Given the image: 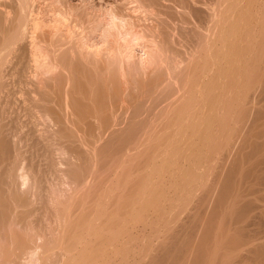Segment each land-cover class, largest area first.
<instances>
[{
    "label": "bare ground",
    "instance_id": "6f19581e",
    "mask_svg": "<svg viewBox=\"0 0 264 264\" xmlns=\"http://www.w3.org/2000/svg\"><path fill=\"white\" fill-rule=\"evenodd\" d=\"M247 126L264 130V0H0V264H112L172 188L188 199L147 264H264Z\"/></svg>",
    "mask_w": 264,
    "mask_h": 264
},
{
    "label": "rangeland",
    "instance_id": "374dc122",
    "mask_svg": "<svg viewBox=\"0 0 264 264\" xmlns=\"http://www.w3.org/2000/svg\"><path fill=\"white\" fill-rule=\"evenodd\" d=\"M241 67H243V68L245 67V68H246L247 66H241ZM241 67H240L239 69H241L242 71H244V69H242ZM246 69H249V68L247 67ZM236 70L239 71V70L236 68V69L233 70V73H234ZM237 71H236V73H234V74H235L234 78H236V80H234V81H237V86H239V87H238V90H240V88H242V87H240L241 85L243 86V84H244V85L247 84V81H246L245 83H244V82H243V83H240V81L242 82L243 80H244V81L247 80V79H246V76H245L244 74H246V73H247L246 71H248V70H245V73L242 72V71H239V72H237ZM240 73H241V74H240ZM248 73H249V71H248ZM248 73H247V76H249ZM239 74H240V75H239ZM241 75L245 76V78H244L243 76L241 77ZM236 76H237V77H236ZM238 76H239L240 78H242L243 80H240V78L237 80ZM248 78H249V77H248ZM239 80H240V81H239ZM248 80H249V79H248ZM248 82H249V81H248ZM238 83H239V84H238ZM245 86H246V85H245ZM245 86H244V87H245ZM246 87H247V86H246ZM14 95H20V93H19V94H16V93H15ZM218 125H219L218 123L215 124V127H213L212 130L210 131V132H212V133H211V135H212V139H213V136H214V134H213V129H214V131H215V129L217 130V131L215 132L216 134H217V133L219 132V130H220V132H221V134H220V132H219L220 136H221L222 133L224 132V128H223V130H222V127H221V126H218ZM217 126H218L219 128H218ZM232 126H233V125H232ZM247 127H249V128L247 129ZM247 127L244 129V134H243V136H245V137H242V136H241L242 139L244 138L243 141H244L246 138H247V139H246L244 142L242 141L241 137L239 138V139H241V140H240L241 142L239 141V139H237V141H236L237 144L235 143V144H236L235 146H237L236 149H237V148H238V149H241V148H239V147H241V146H242V149H243V146H244V147L247 146L246 151L250 150V148L248 147V146L250 145L249 143L252 144V141L256 138V135H257L258 133H261V135H263L262 133L264 132V130L262 129V127H259V128H260V130H262L263 132H262V131H258L259 128H256V126H255V128L257 129L258 132L253 130V129H255V128H253V127L250 128L251 126H247ZM249 129H250V132L254 131V133L252 132L253 134H252V133L250 134V133H249ZM256 129H255V130H256ZM221 130H222V131H221ZM246 130H248V133H249V134H248V133L246 134V132H247ZM245 131H246V132H245ZM210 132H209L207 135H205L206 133H204V135L209 137ZM255 132H257V134L254 136ZM219 134H217V136H218ZM211 135H210V136H211ZM248 135L251 136V137H249ZM252 135H253V138H252ZM220 136H218V137H220ZM214 137H215V136H214ZM215 138H217V137H215ZM251 138H252V140H251ZM208 140H209V139H208ZM247 140L249 141V143L247 142ZM238 141H239V142H238ZM208 142H209V141H206V143H208ZM242 142H243L244 144H241ZM253 142H254V141H253ZM206 143L204 144L205 146H207ZM245 143L248 144V145H246ZM238 144H239V146H238ZM240 145H241V146H240ZM245 145H246V146H245ZM205 146H204V147H205ZM235 146H234V147H235ZM248 148H249V149H248ZM236 149H235V152L238 151V149H237V150H236ZM242 149H241V150H242ZM205 150H206V147L204 148V151H205ZM239 151H240V150H239ZM219 156H220V155H218V157H219ZM177 184H178V183H177ZM174 189H175V188H172V190H171V189H168L171 193L173 192L172 194L169 193L168 190H167V193H168V194H167V193H166L167 195L165 194L166 197H168V196H170V197L173 196L174 198L171 197V198H173V199H171L170 197H168L169 199H167L166 197H164V199H163L164 202L161 201V205H162L163 203H164V204H167L166 206L163 204V205H164V208H163V207L160 208L161 206L159 205L158 207H159L160 210L158 209V207H155V208L158 209V211H157V209H155L154 206H153V207H152V206H149V207H148V210H149L148 212H149V213H146V216L143 215V217H145V218H143V222H144V223L140 222L141 225H140V223L134 225L135 223L130 222L131 220L129 221L130 223H132V224H127V226H129V229H130V230H129V233L132 232V234H134V232H135L136 230H138V231H136V233H135V235H134V236L136 237V240H135L136 242L134 241V244H135V245H134V244H133V240L131 241V239H130V240L128 241V242H129V243H128L127 240L124 239V243L126 244V246L129 244V247H126V249L129 248L131 251H135V252H134L133 254H131L132 252L130 251V252H131V253H130V252L127 250V251L129 252V253H128V252H125V254H126L127 256L124 255L123 258H121V256H122L124 253L122 254V252H120V253H121V256H120L119 253H118V251H116V252L118 253V256H117V253H115L114 255L112 254V256H111L112 259L114 260V262H113V260L110 259V260L112 261V262H111L112 264H114V263H115V264H116V263H117V264H122L125 260L128 261L129 264H131L132 262H133L132 264H147V263H150L149 261L152 260V258H153L152 255H155V253H157V252H156V251L158 250L157 248H158V247L162 248V245H165V244L168 243V240L171 239V236H172V233H173V232L171 231L172 229H170V228H169V230L167 229V226H166L167 224H166V223H165L166 225L163 224V223H164L163 219L168 218V217H170L169 215H172V214H173V213L171 214V212L174 210V205H176L175 203L178 202V203H181V204H182V202H185V201L188 199V196H187V195H189V194L186 193V192H182V193H181L180 191H177V192H176L175 190H176V189L179 190V188H176L175 190H174ZM174 191H175V192H174ZM179 192L181 193V195H182L181 197H182V198L180 197ZM176 193H178V194H176ZM173 194H174V195H173ZM175 195H176V196L179 195V196H177V197H180V198H176ZM183 195H184V196H187V197H184ZM186 198H187V199H186ZM165 199H166V200H165ZM175 199H176V200H175ZM181 199H182V200H181ZM184 199H186V200H184ZM173 200H174V202H173ZM180 200H181V201H180ZM183 200H184V201H183ZM165 201H166L167 203H166ZM171 201L173 202L174 205H173V204L170 205V203H172ZM175 201H176V202H175ZM168 202H169V203H168ZM168 204H169V206H168ZM181 204H177V205H178V208H179V206H180ZM170 206H171V207H170ZM172 206H173V208H172ZM144 207H145V206H144ZM150 207H151V208H150ZM168 207H170V208H168ZM188 207H189V206H188ZM190 207H191V205H190ZM145 208H146V207H145ZM165 208H167V209H165ZM162 209H163V210H162ZM164 209H165V210H164ZM169 209L171 210V212H170ZM143 210H144V209H143ZM146 210H147V209H146ZM146 210H145V211H146ZM166 210H167V211H166ZM164 211H165V212H164ZM188 211H189V210H187V211H185V212H183V213L181 212L180 214L182 215L183 218H182L181 216L178 215V216H179V219H178V221H177V219H176V221H175L176 223L172 222V227H173L174 224H175L174 226H177V224H180L179 222H183L184 218H187V217H185V216H187ZM150 212H151L152 214H151ZM153 212H154V213H153ZM159 212H160L161 214H160ZM162 212H163V213H162ZM169 212H170V214L167 215V213H169ZM173 212H174V211H173ZM155 213H157V214H155ZM184 213H185V215H184ZM144 214H145V213H144ZM154 214H155V215H154ZM165 214H166V215H165ZM149 215H150V216H149ZM161 215H162V216H161ZM157 216H158V218H155V217H157ZM153 217H154V218H153ZM160 217H162V219H161ZM180 218L182 219L181 221H180ZM149 219H150V220H149ZM152 219H153V221H152ZM157 219H158V220H157ZM155 221H156L157 223H156ZM161 221H162V222H161ZM154 222H155V224H156L157 226H159V227H156L155 224H154ZM158 222H159V223H158ZM145 223H146V224H145ZM151 223H152V224H151ZM203 223H204V220H203V222L201 223V227H202V228H204ZM150 225H152V226L150 227ZM160 225H161V226H160ZM168 225L171 226V223L168 224ZM131 226H133V228H134V226H135V228H136V227H137V228H136V229H133ZM130 227H131V228H130ZM144 227H145V228H144ZM154 227H155V228H154ZM165 227H166V228H165ZM201 227H199V228H201ZM139 228H140V229H139ZM150 228H151V230H150ZM197 228H198V227H197ZM131 229H132L133 231H131ZM153 229H154V230H153ZM155 229H156V230L158 229L157 232H156ZM159 229H160V230H159ZM134 230H135V231H134ZM152 230H153V231H152ZM164 230H166V231L164 232ZM202 230H203V229H201V231H200V229H199V230L197 229V233H196V234L194 233L196 237H195V238L193 237V239H194V240H193V243H194L195 245L198 244V245H196V246H194V247H197V246H200V245H201V244L199 245V243H201L202 240H199V241H200L199 243H198L197 240H198V238L201 237V232H202ZM130 231H131V232H130ZM140 231H141V232H140ZM144 231H145V232H144ZM160 231H161V233H160ZM199 231H200V232H199ZM203 231H204V230H203ZM154 232H155V233H154ZM194 232H195V230H194ZM152 233H153V234H152ZM159 233H160L161 235H159ZM166 233H167V234H166ZM149 234H150V235H149ZM156 234H158V235H156ZM169 234H170V235H169ZM194 234H193V235H194ZM197 234H199L200 236H197ZM202 234H203V233H202ZM138 235H139V236H138ZM145 235H147L148 237L145 236ZM166 235H167V236H166ZM132 236H133V235H132ZM137 236H138L141 240H140ZM140 236H141V237H140ZM126 237H128V236L126 235ZM142 237H143V238H142ZM154 237H155V238H154ZM203 237H204V235H203ZM124 238H125V237H124ZM128 239H129V237H128ZM133 239H134V238H133ZM137 239H138V241H137ZM162 239H163V240H162ZM195 239H196V240H195ZM151 240H152V241H151ZM160 240H161V241H160ZM139 241H140V242H139ZM194 241H195V242H194ZM141 242H142V243H141ZM154 242H155V243H154ZM160 242H161V243H160ZM196 242H197V243H196ZM202 242H203V241H202ZM130 243H131V245H133V246H135V247L131 246ZM136 243H138V245H137ZM143 243H145V244H143ZM117 244H118V245H117ZM117 244H116V245H117V247H119V248H120L122 245H123L122 247H125V245L122 244V242L117 243ZM121 244H122V245H121ZM161 244H162V245H161ZM194 244H193V245H194ZM202 244H203V243H202ZM120 245H121V246H120ZM139 245H140V247H139L140 249H138V246H139ZM193 245H192V246H193ZM201 246H202V245H201ZM131 247H133V250L131 249ZM155 248H156V250H155ZM126 249H125V250H126ZM134 249H135V250H134ZM193 250H194V249H193ZM193 250L190 251V253H189V254H191V255H190V258L195 257L196 252L193 251ZM154 251H155V252H154ZM142 252H143V253H142ZM193 252H194V253H193ZM127 253H128V254H127ZM139 253H140V254H139ZM141 254H142V255H141ZM193 255H194V256H193ZM116 256H117V257H116ZM140 256H141V257H140ZM191 256H192V257H191ZM129 257H130V258H129ZM151 257H152V258H151ZM117 258H118V259H117ZM125 258H126V259H125ZM127 258H129L130 260L127 259ZM150 258H151V259H150ZM122 259H123L124 261H123ZM120 260H122V261H120ZM123 264H125V263H123ZM126 264H127V262H126Z\"/></svg>",
    "mask_w": 264,
    "mask_h": 264
}]
</instances>
